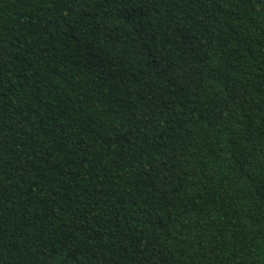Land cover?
I'll return each instance as SVG.
<instances>
[{"label": "trees", "instance_id": "obj_1", "mask_svg": "<svg viewBox=\"0 0 264 264\" xmlns=\"http://www.w3.org/2000/svg\"><path fill=\"white\" fill-rule=\"evenodd\" d=\"M0 264H264V0H0Z\"/></svg>", "mask_w": 264, "mask_h": 264}]
</instances>
